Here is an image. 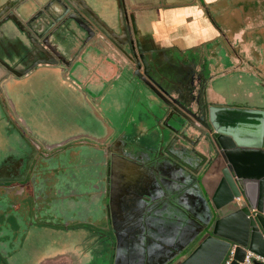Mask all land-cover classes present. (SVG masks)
Here are the masks:
<instances>
[{
  "label": "water",
  "instance_id": "1",
  "mask_svg": "<svg viewBox=\"0 0 264 264\" xmlns=\"http://www.w3.org/2000/svg\"><path fill=\"white\" fill-rule=\"evenodd\" d=\"M7 2L10 3L9 8L5 14H0V50L5 55L17 53L20 59L31 57V61L24 63L29 64L24 69H10L12 74L0 85V92H5V100L11 110L7 113L0 101V143L6 148L0 161L4 159L5 169L17 160V140L18 155L24 163L22 174L33 154L41 147V143L25 139L11 121L12 114L18 117L19 113L21 124L28 131L31 129L37 138L39 136L34 132L46 134V140L56 139L53 142L59 146L71 139V136H61L63 133L54 123L56 117L52 113L47 116L48 119L45 118L43 109L54 102L56 107H64L66 114L63 119L59 114L57 118L67 128L85 130L82 147L88 150L87 158L95 157L96 153L101 156L100 151L105 154L104 167L109 178L111 174V177L120 179L125 171L121 170L123 167L120 164L135 162L130 153H126L132 151V145L137 147L138 141L145 143L144 140H150L157 152L154 157L156 165L166 164L183 170L187 179L184 183L191 185L197 193L196 196L192 195L195 217L189 229L183 228L181 239H175V248L167 249L174 242L172 239L168 243H156L152 248L135 245L123 247L118 244L128 261L133 264H222L232 247L234 254L231 264L242 262L247 250L264 258V81L258 79L257 89H247L256 101L255 105L243 106L232 102L209 104L201 85L197 96L191 91V101L178 104L148 81L149 68L140 44L134 46L130 39L126 42L132 53L138 50V60L133 54L130 56L119 39L86 11L81 0ZM116 3L119 7L123 6V0H116ZM131 21L135 27L133 17ZM69 23L77 24L85 35L75 37L71 46L73 50L68 57H62L52 40L56 35H61ZM107 43L118 45L120 50L126 52L131 63L115 65L111 77L107 76L101 65L95 69L88 66L100 64V58L110 55ZM78 54L80 59L76 58ZM220 55L227 58L224 53ZM84 56L86 61H83ZM0 61L6 64L1 58ZM220 62L225 69L223 60ZM80 66H84L86 71L77 69ZM141 67H145L144 73L140 72ZM99 85L103 89L97 95L93 91ZM237 87L233 78L215 81L213 85L219 93H222L221 89L232 92ZM128 95L137 103L133 119L140 128L135 131L137 136L129 145L124 141L125 129L116 122ZM17 97L21 99L19 103L16 102ZM79 97L89 105L87 109L81 105ZM59 102L64 105H58ZM105 104L108 111L104 110ZM88 112L97 119L92 120ZM118 116L117 119L113 118ZM50 119L51 126H48ZM122 139L124 144H121ZM8 148L15 150L12 157L7 153ZM111 162H115V166H111ZM137 171L135 176V172L129 170L130 175H125L122 180H99L107 191L109 206L118 195L128 203L135 200L141 202L143 192H136L135 185L147 180H143L141 169L137 168ZM11 178H17V172L4 171L0 166V180ZM86 180L93 179L86 177ZM155 182L154 193L157 196L160 180ZM70 187L74 188V185ZM90 193H94V190ZM155 199L151 197L152 202ZM159 203L156 199L152 210L157 215L164 208L162 205L159 208ZM50 204L47 207L50 208ZM140 222L142 220L138 219L137 225ZM55 231L69 234L80 230L47 229L49 233ZM80 232L86 239L95 235L90 229ZM89 233L92 236L89 237ZM106 258L108 264L111 256ZM117 262L116 257L113 264ZM254 263L263 264L258 261Z\"/></svg>",
  "mask_w": 264,
  "mask_h": 264
},
{
  "label": "crops",
  "instance_id": "2",
  "mask_svg": "<svg viewBox=\"0 0 264 264\" xmlns=\"http://www.w3.org/2000/svg\"><path fill=\"white\" fill-rule=\"evenodd\" d=\"M106 1L111 3V8L101 12L90 0H81L86 11L115 38L123 39V43L126 37L132 41L138 40V36L140 39L144 38L142 44L150 70L146 77L154 87L174 102L179 104L191 101V91L197 96L199 89H202L199 87L201 85L209 104H257L247 89H257L258 79L264 81V0H123L122 7L117 5L116 0ZM168 50L176 60L172 58V65H168L173 73L164 74L167 76L165 79L162 77L167 86L152 71L157 72L154 68L155 59L164 58ZM222 53L227 58L219 56ZM220 60L225 63V69ZM100 65L109 71L108 63L102 62ZM140 72L144 73L142 69ZM227 78L235 80V85L238 86L235 91L221 89L222 93H219L214 90L215 81ZM136 104L133 97L128 95L123 101L120 118L113 117L119 118L116 122L125 129L124 141L128 145L134 142L137 136L135 131L140 130L137 128V121L133 119ZM144 141L145 143L138 141L137 147L132 145V151L126 152L130 153L135 162L120 164L123 167L121 170L125 171L117 179L122 180L125 175H130L129 170L135 172L136 176L137 168L141 169L143 180H147L141 183L145 187L140 199L141 208L135 207L136 210L130 216L133 224L126 222L129 215L125 216L123 213L119 217V224L122 221L131 225L127 247L135 245L152 248L156 243H168L172 239L174 242L167 247L171 250L176 246L175 239H181L179 237H182L183 228L189 229L195 217V201L192 195L196 196L197 193L192 190L191 185L184 183L187 179L183 170L166 164L156 165L154 157L157 152L153 148L154 143L150 140ZM121 144H124L123 139ZM155 180H160L162 184L161 186L158 182V193L161 196H155ZM151 197L160 201L159 208L161 205L164 207L159 213L160 216L152 211L156 199L152 202ZM122 206L124 209L128 208L126 205ZM138 219L142 220L140 225H137ZM123 243L125 241L119 246ZM73 260L68 256L65 264H80Z\"/></svg>",
  "mask_w": 264,
  "mask_h": 264
},
{
  "label": "flooded vegetation",
  "instance_id": "3",
  "mask_svg": "<svg viewBox=\"0 0 264 264\" xmlns=\"http://www.w3.org/2000/svg\"><path fill=\"white\" fill-rule=\"evenodd\" d=\"M7 1L8 0H4L3 3L0 1V14H5V10L9 8L10 3ZM67 26L68 27H65L61 35H56L55 39L52 40L56 50L62 57H68V54L73 50L71 46L75 42V37L85 35V31L77 24L69 23ZM9 30L12 32L10 28ZM119 41L123 44L124 50L130 53V56L133 54L138 60L140 59L136 52L132 53L129 50L130 48H126V42L129 41L127 37L124 43L123 39ZM143 41L144 38L140 39L138 36V40L135 39L133 45L137 46V44H140L146 58L145 49L142 44ZM134 43H136V45ZM107 45L109 46V48L107 47V51L110 52V55L100 58L99 63H108L109 66H107L109 71L106 70V72L107 76L111 77L114 72V67H116L115 65L120 63L127 65L131 63L126 52L120 50L117 47L118 45H114L113 43H107ZM12 54L13 53L5 55L3 50L0 52V58L6 62V64H4L0 61V85L12 74L10 69H24L29 66V64L24 65V63L31 61V57L29 58L27 56L20 59L19 56L17 57V53L16 55ZM76 58H79V54ZM86 59L87 58L84 56L83 61H86ZM162 62L163 58L155 59L157 67L155 66L154 68L157 69V72L156 70V73L152 71V74H154L155 77L159 76L161 82H164L162 77L165 79L167 76H164L165 73ZM100 64L92 67L88 64V66L95 69L99 67ZM77 69L85 70L84 66H80V68L78 67ZM141 69L144 71L145 67H141ZM91 73L93 72L91 71ZM102 89L101 85H99L96 86L93 92L99 95ZM4 93L3 91L0 92V101L8 113L11 110L5 100L6 95ZM79 100L82 106H89L81 97H79ZM20 101L21 99L17 97V103ZM43 104H45L44 100ZM106 107L105 104L104 110L108 111ZM17 116L18 117H15L13 114L10 115L11 121L15 123L25 139H33L39 142V144L41 143V147L33 154L23 174L21 172V167L24 166V163L22 164L21 157L18 155V140L17 160L11 162L7 169H5L6 163L4 159L0 161V166L3 167L4 171L7 170L11 173L17 172V178L0 180V264H65V260H67L68 257L67 254L70 253V251L72 254L74 253V255H80L79 259L76 258L73 260L75 263L78 261L80 264H86L81 260V258L84 257L85 262L88 260L87 264H107L106 253L108 252L109 254V250L112 246V254L108 263L111 264L115 259L112 257L113 255L116 256L115 250L118 244L117 238L115 239L113 225L115 227L118 225V227L123 228L125 224H123L122 221L121 223L123 225L119 224V217L122 213L125 216L129 215L126 218L131 220L130 216L133 215L132 213L136 208H141L140 204L142 203H138L136 200L128 203L121 199L119 200L118 195V197L112 200L110 206L107 204V191H105V188L101 185V182H99V180H108L109 178L104 167L106 163L104 160L105 154L100 151L99 154L101 156L96 153L95 157L87 158L86 151L88 150H83L82 147L84 146L82 140L84 136L83 131L79 130V134L71 136V139L67 143L59 146L57 142H53L56 139H52L51 141L46 140V134L34 132L40 139L37 138L36 135L30 131L31 129L29 132L21 124L19 113ZM45 133L58 136L49 131ZM5 153L6 148L0 143V158ZM7 153L12 157L15 150L8 148ZM96 157H98L96 164L98 169L100 168L98 173L99 179L94 178L92 181H88L86 178H83V174H87L90 167L95 164L94 160ZM110 164L111 166H115V162L114 164L113 162ZM81 173L82 177L80 176ZM109 180L117 179L114 176L111 177L110 174ZM71 184L74 185V188L70 187ZM88 187H92L93 189L91 190H94V193H90L91 190H87ZM135 189L136 192L138 190L143 191L145 187L141 183H138L135 185ZM75 192L76 194H74ZM48 204L51 205L50 208L47 207ZM122 205H126L128 208L132 209H124ZM125 216L123 217L125 218ZM49 228L56 230L79 229L80 231L82 229H90L95 235L92 236L89 233V237L91 235L93 238L90 237L86 239V236H82L83 232L75 231L73 232V237L68 238L69 236H66L64 232L55 231V233H50L53 237L52 240L48 241L50 244H43L38 251L37 246H35V237H37L38 234L47 233V229ZM33 235L34 241L28 242L29 237ZM26 239L27 242L25 243ZM108 246H110V248H108ZM89 249L92 250L90 254L88 253ZM75 251L77 253H75ZM118 261H123V264L134 263L128 261L126 257Z\"/></svg>",
  "mask_w": 264,
  "mask_h": 264
},
{
  "label": "rangeland",
  "instance_id": "4",
  "mask_svg": "<svg viewBox=\"0 0 264 264\" xmlns=\"http://www.w3.org/2000/svg\"><path fill=\"white\" fill-rule=\"evenodd\" d=\"M90 2L99 10V11H105L104 9H106L107 11L109 10V8H111V3L109 4V2L108 1H106V0H90ZM3 3V2H2ZM83 3L84 4H86V2L85 1H83ZM106 6V7H104V6ZM153 29H155V28H153ZM172 58L174 59V61L176 60V58H174V56L172 55V52H170L169 50L167 51V54L165 55V57L163 58V68H164V73L165 74H169L170 75V73H173V72H170V70L168 69V65L170 66V65H172V63H171V61H172ZM17 102V101H16ZM58 105H64V103H62V102H59V104ZM55 107V108H54ZM84 107H86V109H87V105L86 106H84ZM84 109V108H83ZM89 110V109H88ZM87 110V111H88ZM43 113L45 114V118L46 119H48L47 118V116L49 117L50 115H51V113H52V115L54 116V117H56L55 119H54V123L55 124H57V127H58V129L63 133L61 136H64V135H66V137H70V136H76L77 134H79L80 133V131L78 130L79 128H72V129H69V128H67V126H66V124L65 123H62V120H60V119H58L57 118V114H59L62 118L61 119H63V116H64V114H66L65 113V110H64V107H56V104L54 103V102H50L48 105H47V108L46 109H43ZM89 113V112H88ZM89 115H90V118L93 120H96L97 118H96V116L95 115H92V114H90L89 113ZM96 118V119H95ZM51 119L47 122V125L48 126H51ZM96 123H98V121L96 122ZM99 124V123H98ZM105 131V130H104ZM99 133H102V132H99ZM60 137V136H59ZM98 160V158L96 157L95 158V164H93L92 165V167H90V169L88 170V172H87V174L86 175H83V178H89L90 177V179H94V178H98L99 177V169H98V166H97V164H96V161ZM112 207H113V205H112ZM114 212H115V210H114ZM130 222V220L129 219H127L126 220V222ZM126 222H123V224H125V226L123 227V228H120V227H118V225H116V227L113 225V231H114V234H115V239L116 238H119V241H118V244H120L122 241H125V244L124 245H122L123 247L124 246H126V244H127V242L129 241V239H128V237H129V235H131V234H129L130 233V228H131V226L129 225L130 223L131 224H133V222H130V223H126ZM122 224V223H121ZM122 224V225H123ZM64 232V231H63ZM72 232V231H71ZM50 233H52V232H50ZM50 233L49 232H47V233H41V234H38V236L37 237H35V246H37V249H38V251L41 249V246L43 245V244H47L48 243V241H50V240H52V236L50 235ZM65 233V232H64ZM45 234H46V236H45ZM65 235L66 236H69L68 238H71V237H73V233H69L68 235L65 233ZM112 237H114V236H112ZM123 239V240H122ZM29 241H34V235L33 236H30L29 237V239H28V242ZM27 242V239L25 240V243ZM48 244H50V243H48ZM118 244H117V247H116V250H117V255L115 256V255H113V257L112 258H116L117 257V260H119V259H123V250H122V253H121V251H120V249H119V247H118ZM116 250H115V254H116ZM91 249H89L88 250V253L90 254L91 253ZM73 252V251H72ZM75 253H77L76 251H75ZM111 254H112V252L109 250V254H108V252L106 253V256H108L109 255V257L111 256ZM136 254V253H135ZM69 257H73V259H76V258H80L79 256L80 255H78V254H75L74 255V253L72 254L71 253V251H70V253H68L67 254ZM72 255H74V256H72ZM108 258V257H107ZM107 258H106V261H107ZM92 259V258H91ZM81 260H82V262L83 263H86L87 264V262H88V260H86V262H85V260H84V257L83 258H81ZM98 262V261H97ZM119 262V263H118ZM117 263L118 264H123V261L122 262H120V261H118ZM111 264H113V261L111 262ZM125 264V263H124Z\"/></svg>",
  "mask_w": 264,
  "mask_h": 264
},
{
  "label": "built area",
  "instance_id": "5",
  "mask_svg": "<svg viewBox=\"0 0 264 264\" xmlns=\"http://www.w3.org/2000/svg\"><path fill=\"white\" fill-rule=\"evenodd\" d=\"M233 254H234V248L232 247L231 249H229L224 261L222 262V264H231L232 260H233ZM258 261L260 263L264 264V258L254 254L253 252L247 250L245 253V257L243 259L242 262H239V264H255L254 262Z\"/></svg>",
  "mask_w": 264,
  "mask_h": 264
}]
</instances>
